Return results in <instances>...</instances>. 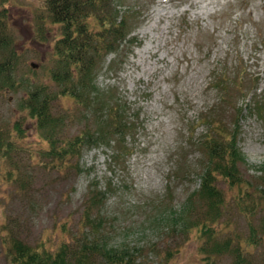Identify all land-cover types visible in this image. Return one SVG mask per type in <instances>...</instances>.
I'll return each mask as SVG.
<instances>
[{
  "label": "rangeland",
  "instance_id": "1",
  "mask_svg": "<svg viewBox=\"0 0 264 264\" xmlns=\"http://www.w3.org/2000/svg\"><path fill=\"white\" fill-rule=\"evenodd\" d=\"M104 5L96 16L114 22L123 17L122 38L109 37L105 48L88 53L91 90L123 108L133 129L104 141L93 137L77 158L54 163L52 145L84 132L95 135L105 111L94 103L83 109L52 81L53 74L69 69L57 66L61 30L51 22L45 0H0V65L13 67L12 86L0 77V264H12L14 241L52 254L62 244L72 246L88 233L82 227L84 205L95 194L100 238L138 264H204L203 245L225 244L213 264H231L232 250L244 247L250 227L264 235L262 211L243 216L234 203L237 191L218 178L224 205L211 224L214 237L206 243V236L183 223L203 220L207 212V203L194 198L193 211L186 213L206 164L201 143L208 131L201 120L212 118L234 137L243 161L238 173L249 192L262 182L264 0ZM85 21L91 34L101 32L92 16ZM38 88L58 121L53 127H39L22 108ZM118 141L128 154L119 153ZM253 259L264 264V240Z\"/></svg>",
  "mask_w": 264,
  "mask_h": 264
},
{
  "label": "trees",
  "instance_id": "2",
  "mask_svg": "<svg viewBox=\"0 0 264 264\" xmlns=\"http://www.w3.org/2000/svg\"><path fill=\"white\" fill-rule=\"evenodd\" d=\"M106 0H45L46 10L53 24H57L61 30V37L55 47L57 56V66L69 69L61 76L53 74L52 81L62 89V93L72 98L83 109L92 106H100L99 109L105 111L104 120L101 122L100 130L95 135L88 132L81 133L57 145H52L50 154L54 163L63 162L66 159L77 158L81 147L93 137L97 140H107L111 137L127 135L133 129V122L123 116L125 110L116 107V103L111 100L98 99L97 93L91 90L92 79L90 71L92 60L88 53L96 52L97 49L105 48L106 39L117 41L122 38L120 26L124 18L114 22L111 18L96 16L101 13ZM95 14V15H94ZM92 16L96 24L99 25L101 32L91 34L86 24L85 18ZM84 20V21H83ZM4 26L0 20V48L3 47L2 31ZM95 37L96 48L89 45L91 38ZM110 37V38H109ZM114 38V39H113ZM100 47V48H99ZM107 48V46H106ZM12 69L8 63L0 65V77L8 86H12ZM11 72V73H10ZM10 73V74H9ZM14 83V82H13ZM222 84V81H216ZM4 86V84H3ZM92 94H96L92 96ZM101 96V95H100ZM25 111H29L32 118L37 120L39 127H53L58 123L57 119H52L47 96L44 89H36L29 95L28 99L22 104ZM201 124L207 127L208 134L203 137L201 148L206 157V164L201 174V182L198 190L190 195L186 213L193 211V199L198 198L207 203V212L203 220L199 217L195 221H185V229L195 228L199 237L206 236L208 243L214 237V230L211 224L215 223L220 215V210L224 205L222 193L216 187L218 178L226 181L231 188L237 191L234 203L237 210L246 218H253L257 210L262 211V226L264 230V163L260 169L261 184L251 190L248 183L241 180L238 167L243 161L236 147L234 137L227 136L223 128L217 121L210 117L201 120ZM233 135V134H232ZM51 143V142H50ZM57 143V142H56ZM119 153L126 155L125 147L118 141ZM99 195L89 196L83 211V230L88 233L77 238L72 246L62 244L54 253L45 250L39 252L29 246L14 241L11 248L12 264H138L132 254L125 250L108 248L100 238L102 219L95 214ZM202 220V221H201ZM263 234V232H261ZM264 235L260 237L253 227H250V235L244 243V247L237 246L232 250L234 261L231 264H257L254 261L255 251L261 246ZM217 245L208 248L201 247V254L204 264H213V261L222 251Z\"/></svg>",
  "mask_w": 264,
  "mask_h": 264
},
{
  "label": "water",
  "instance_id": "3",
  "mask_svg": "<svg viewBox=\"0 0 264 264\" xmlns=\"http://www.w3.org/2000/svg\"><path fill=\"white\" fill-rule=\"evenodd\" d=\"M32 66H33V67H35V65H34V64H32Z\"/></svg>",
  "mask_w": 264,
  "mask_h": 264
}]
</instances>
